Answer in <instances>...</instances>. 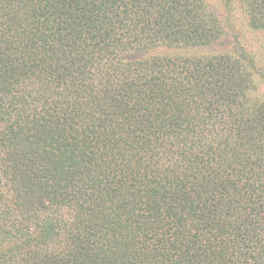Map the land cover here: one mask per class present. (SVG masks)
Wrapping results in <instances>:
<instances>
[{
    "label": "trees",
    "instance_id": "1",
    "mask_svg": "<svg viewBox=\"0 0 264 264\" xmlns=\"http://www.w3.org/2000/svg\"><path fill=\"white\" fill-rule=\"evenodd\" d=\"M224 33L205 0H0V264H264V73L188 54Z\"/></svg>",
    "mask_w": 264,
    "mask_h": 264
},
{
    "label": "rangeland",
    "instance_id": "2",
    "mask_svg": "<svg viewBox=\"0 0 264 264\" xmlns=\"http://www.w3.org/2000/svg\"><path fill=\"white\" fill-rule=\"evenodd\" d=\"M205 1L221 20L225 33L220 43L211 46L209 50L200 51L193 49L189 50L190 52L188 51V54L207 53L211 49L220 51L228 50L235 42H238L240 47L255 57L257 67L260 68L256 69L264 73V32L249 27L245 13L237 0H232L231 11L228 10V4H226L225 0ZM254 78L257 87L255 91L256 96L260 100H264V81L259 79L258 76Z\"/></svg>",
    "mask_w": 264,
    "mask_h": 264
}]
</instances>
